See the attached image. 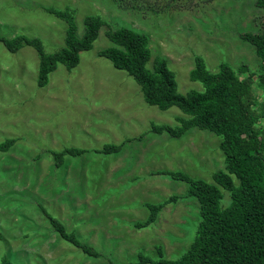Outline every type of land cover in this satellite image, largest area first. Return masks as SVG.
<instances>
[{"label":"rangeland","instance_id":"obj_1","mask_svg":"<svg viewBox=\"0 0 264 264\" xmlns=\"http://www.w3.org/2000/svg\"><path fill=\"white\" fill-rule=\"evenodd\" d=\"M46 8L71 10L79 35L88 14L105 23L80 63H60L45 86L38 85L36 48L11 51L0 41V143L15 140L0 151V264L5 256L16 264H131L141 253L156 261L159 246L165 257L178 258L201 220L195 197L168 203L147 227L133 224L148 217L146 203L187 193V182L154 172L212 182L225 169L222 137L198 127L180 137L151 130L152 122L176 124L183 111L147 103L134 77L99 51L114 45L108 31L146 33L148 66L160 56L180 93L202 90L190 79L197 54L211 71L221 62L259 70L254 46L240 34L260 30L263 10L256 0H0V36L38 37L47 52L61 48L67 23ZM125 140L119 152H98ZM70 147L87 151L65 156L59 166L53 152ZM222 192L224 207L231 198ZM49 215L98 254L61 237Z\"/></svg>","mask_w":264,"mask_h":264},{"label":"trees","instance_id":"obj_2","mask_svg":"<svg viewBox=\"0 0 264 264\" xmlns=\"http://www.w3.org/2000/svg\"><path fill=\"white\" fill-rule=\"evenodd\" d=\"M256 5L263 10L260 30L246 31L240 36L254 46L260 61L259 70L249 71L245 64L234 68L228 62H221L218 70L211 71L205 59L197 54L190 79L200 82L203 89H191L185 94L178 91L176 74L166 59L158 56L152 66H148L152 60L148 34L128 27L107 32L114 45L100 50L99 54L134 77L147 103L162 110L178 106L184 113L177 117L174 125L152 122L151 130L180 137L193 127L208 129L222 137L220 148L225 155V169L215 171L212 182L193 178L183 171L153 173L185 181L189 184L188 190L184 196L173 194L161 202L146 203L149 215L145 220L136 221L135 227L153 224L168 203L187 196L198 200L201 220L195 238L178 258L165 257L163 247L159 246L160 257L156 261L141 253L139 260L131 264H264V0H256ZM46 9L67 23L61 48L47 52L38 37L0 36V41L11 51L24 45L36 48L40 59L39 86L48 83L49 74L60 63L68 68L77 66L81 61L80 53L93 47L105 23L100 15L88 14L84 17V31L79 35L71 10ZM127 141L106 144L98 152H119ZM14 143V139L1 142L0 151L8 150ZM86 151L70 147L53 154L61 166L65 156ZM222 188L231 198L224 207L221 205ZM49 217L61 237L90 255L98 254L79 241L73 232L68 233L60 220ZM1 264L16 263L5 256Z\"/></svg>","mask_w":264,"mask_h":264}]
</instances>
